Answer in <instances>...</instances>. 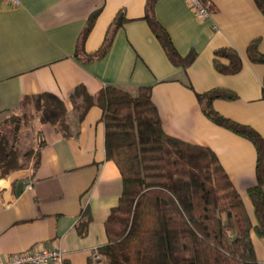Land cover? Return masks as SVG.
Masks as SVG:
<instances>
[{
  "label": "crops",
  "instance_id": "1",
  "mask_svg": "<svg viewBox=\"0 0 264 264\" xmlns=\"http://www.w3.org/2000/svg\"><path fill=\"white\" fill-rule=\"evenodd\" d=\"M203 4L209 16L201 19L185 0H0V121L17 114L22 98L29 96L24 115L38 152L35 166L29 160L0 175V260L41 244L60 248L64 264H92V251L107 242L105 220L119 202L121 174L106 158L102 110L94 105L78 118L73 109L68 95L77 84L90 94L108 84L131 92L151 86L164 132L214 151L255 222L247 195L256 183L254 146L210 120L196 94L212 88L233 91L234 99H214L212 107L252 126L264 139V64L247 56V46L255 39L264 54V14L254 0ZM119 9L127 20L115 30L106 53L89 62L83 61L84 54L76 56L80 47L92 52L101 45ZM146 13L167 31L180 55L195 54L186 68L170 62L143 18ZM226 47L234 48L242 60L233 74L220 73L213 65L214 52ZM219 60L227 63L226 58ZM43 92L64 100L68 136L54 125L56 114L41 108ZM5 152L0 143V162ZM250 235L257 261L264 264V238L254 231Z\"/></svg>",
  "mask_w": 264,
  "mask_h": 264
},
{
  "label": "trees",
  "instance_id": "2",
  "mask_svg": "<svg viewBox=\"0 0 264 264\" xmlns=\"http://www.w3.org/2000/svg\"><path fill=\"white\" fill-rule=\"evenodd\" d=\"M254 2L264 14V0ZM96 14L97 11L90 15L80 43L90 31ZM143 18L170 62L186 68L195 54L180 55L160 23L148 13ZM126 20L124 10L119 9L101 45L92 52L80 47L75 55L84 54V62L101 58L115 30ZM258 44L257 39L248 44L247 56L252 62L264 64V54ZM219 57L226 58L227 63H222ZM213 65L220 73L233 74L240 70L242 60L234 48H220L214 52ZM68 96L78 118L91 106L102 110L106 158L114 161L121 174L119 202L105 220L107 242L98 248L101 263L259 264L250 234L254 231L264 238V139L252 126L228 118L212 107L214 99H234L233 91L212 88L196 96L210 120L254 146L256 183L247 189L254 223L214 151L164 132L151 98V86L140 85L131 92L108 84L90 94L83 84H77ZM39 98L44 111L56 114L53 121L56 128L68 136L64 100L53 92H43ZM30 101L29 96H24L20 107L26 109ZM15 134L14 142L0 162L1 176L21 168L29 160L34 166L38 162L37 147L33 144L23 154L25 161L18 163ZM79 232L83 234L84 229Z\"/></svg>",
  "mask_w": 264,
  "mask_h": 264
},
{
  "label": "built area",
  "instance_id": "3",
  "mask_svg": "<svg viewBox=\"0 0 264 264\" xmlns=\"http://www.w3.org/2000/svg\"><path fill=\"white\" fill-rule=\"evenodd\" d=\"M7 3L18 4L19 0H4ZM198 18H206L209 11L201 0H185ZM65 253L56 246L33 245L31 248L13 252L6 259L0 260V264H64ZM92 264H101V255L98 249L91 253Z\"/></svg>",
  "mask_w": 264,
  "mask_h": 264
},
{
  "label": "rangeland",
  "instance_id": "4",
  "mask_svg": "<svg viewBox=\"0 0 264 264\" xmlns=\"http://www.w3.org/2000/svg\"><path fill=\"white\" fill-rule=\"evenodd\" d=\"M26 109H21L13 117L0 121V143L3 144V149L8 150L13 141V132L15 130L18 136L17 149L19 155L33 145V132L29 127V117H25ZM28 112V111H27ZM24 115V117H23ZM28 114H26L27 116ZM27 118V119H26ZM19 122H16V121ZM23 162L25 158L22 157Z\"/></svg>",
  "mask_w": 264,
  "mask_h": 264
}]
</instances>
